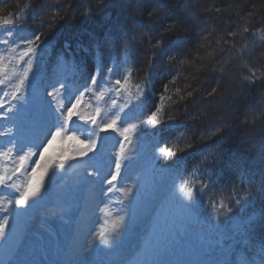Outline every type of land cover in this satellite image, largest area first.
Wrapping results in <instances>:
<instances>
[{
    "label": "snow or ice",
    "instance_id": "1",
    "mask_svg": "<svg viewBox=\"0 0 264 264\" xmlns=\"http://www.w3.org/2000/svg\"><path fill=\"white\" fill-rule=\"evenodd\" d=\"M132 2L139 15H143L147 10L148 23L145 26L143 21L133 18L131 29L133 34L130 39L129 30L125 29L120 33V38L124 42L123 58L114 59L106 72L102 64L98 65L94 73L83 84L77 85L74 82H67L66 78L61 79L43 95L33 85L31 76L38 66L41 53L47 48V45L41 47L43 29L45 26H53L63 9L54 10L47 22L41 18L39 29L31 34L22 35L19 39L14 37L19 28L18 21H21L23 13H10L6 19L0 20V36L3 37L0 38V45L4 46L0 49V191L11 189L16 193L12 199L7 201L4 208L7 215L0 217V243H7L9 239L10 219L15 220L11 235L13 238H19L30 215V209H33L42 199L46 181L51 183V177L65 172L67 167L71 166V162L79 161L87 165L85 167L86 176L93 177L94 182H98V195L93 192L89 199L95 204L96 210L105 217L103 226L98 232L93 233V243L98 240L99 244L105 248L114 246L138 220V206L151 183L149 178L141 180L139 176L127 186L118 183L122 172L130 168L137 158L138 147H132L133 155H127L125 142L131 146L135 139L139 145L141 141L138 134H142V130L149 127L158 132H164L165 128H160L159 125L166 119L175 121L176 115L180 112L179 108L175 112L167 111L173 105L183 104L185 119L195 120L198 117L189 113L188 104L183 102L193 98L191 103L196 104L205 93L207 97H216L217 100L222 96V93L218 96L219 86L210 90L206 88L199 97H194L197 91L194 88L185 91L176 87L173 91L168 84H165L154 109L149 110L151 101L147 93L151 91L149 85L153 77L175 71L176 75L172 76L169 83L176 84L178 77L182 74L180 66L187 65L197 72L207 69L208 65L203 62L206 58L213 56L216 48L212 47L211 51H208L207 48L211 47V42L207 46L201 42L193 50L190 46L191 37L174 35L180 32L184 25L178 18H169L168 9L163 0H132ZM67 7L70 11L64 17L66 23L72 11H75L71 4ZM98 10L85 3L80 12L82 17L88 18ZM216 11L218 12L219 9ZM258 19L261 24V40H264V13H261ZM153 21L158 23H153ZM250 23L252 21L244 24L243 33L251 32ZM137 28L141 30L138 35L135 34ZM154 32L158 35L154 36ZM230 35L236 36L237 33L231 32ZM145 38H147L149 73L144 77V83L134 84L132 81L135 79L136 69L132 53L136 49L132 45L138 41L143 42ZM224 42L227 43V41ZM65 47L70 48L71 45L66 42ZM201 48H205L203 54H201ZM13 61H15V67L10 71L8 65ZM218 63V61L213 62L211 70L216 71ZM59 67L63 70L69 66L61 62ZM72 71H75L74 66H72ZM218 71L221 76L227 73V69L223 66L219 67ZM261 75L264 76V73ZM259 78L254 71L251 77H243L249 83ZM109 93L111 95H108ZM86 96L89 97V101L94 98L96 102L92 111L86 110ZM47 97H51V101ZM121 99L123 102H120ZM109 102L114 111L110 117H106L104 106ZM87 107H92L91 103ZM130 109L134 111H129ZM125 116L129 117L131 122L122 123ZM77 122L90 126L86 138H81V135L72 130V125ZM257 123L264 126V108H261L254 116L252 126L255 127ZM166 127L179 129L187 128L189 125L180 122L167 124ZM224 128L225 124L209 123L207 129L201 130L203 134L199 135L195 142L181 132L171 146L167 144L160 146L159 142L157 143L154 148L153 166L157 156L172 159L177 157L180 151H188L190 156L198 154L201 159L187 176L182 174L181 169L184 157H180L174 168L165 170L173 178V182L163 197L159 209L152 217V232L146 241V257H155L167 250L169 243H174L181 238L182 234H186L188 222L205 225L210 223L207 219H202L200 215V209L205 206L204 197L206 196L208 197L206 206L212 210V222L210 223L212 229L219 232L220 217L226 216L229 228L241 237L247 238L254 232L257 217L255 215L247 217L233 215V207L225 203L223 195L217 198L214 192L216 182L211 179V176L214 175V166L220 162L222 155L220 141L211 143L208 141L220 136ZM109 130L118 132L122 140L117 158L113 162V168L108 173H102L90 154L96 153L98 143L103 140L100 133H106ZM57 141L61 147L54 154L49 155V150ZM197 144L200 146L197 147ZM192 149H195V152H192ZM88 167L92 170L89 171ZM201 170L209 174L208 182L197 181V174ZM246 184H251V178L242 176L239 185L233 186L232 191L236 194L234 202L237 208H247L252 203L249 199L252 196L251 188L241 187ZM115 191L121 193L120 204L123 214L112 220L109 218L108 205ZM259 191L264 194V170L261 171ZM260 219V226L264 227V213H261ZM80 227H86V221L81 220ZM154 238L157 240L156 245L152 244ZM91 248L92 244H89L85 251ZM259 255L260 264H264V241L261 242ZM0 264H12V262L0 261ZM18 264H23V262H18ZM143 264H162V262L155 259L149 261L146 258ZM163 264H233V262L193 259L167 261ZM239 264H254V261L242 257Z\"/></svg>",
    "mask_w": 264,
    "mask_h": 264
},
{
    "label": "trees",
    "instance_id": "2",
    "mask_svg": "<svg viewBox=\"0 0 264 264\" xmlns=\"http://www.w3.org/2000/svg\"><path fill=\"white\" fill-rule=\"evenodd\" d=\"M85 3L99 10L94 11L92 16L84 18L80 10ZM163 3L168 9L169 18H178L184 25L183 29L174 35L191 37L190 46L193 50L201 42L205 46L211 42V47L207 50L211 51V48L215 47L216 52L203 62L208 65L207 69L197 72L187 65L180 66L182 74L176 84L169 83L172 76L176 75L175 71L153 77L149 85L151 91L147 93L151 101L149 110L154 109L165 84H168L173 91L176 87L185 91L194 88L197 90L194 97H199L206 88L210 90L219 86L218 96L221 93L222 96L217 100L216 97H207L205 93L196 104L191 103L193 98L183 102L188 104L189 113L198 117L195 120L185 119L183 104L173 105L167 111L175 112L177 108L180 109L175 121L166 119L159 125L160 128H165L162 133L151 127L143 129L142 136L153 139L155 146L158 142L160 146L164 144L171 146L181 132L195 142L199 135L203 134L201 130L207 129L209 123L225 124L223 133L208 141L209 143L220 141L222 155L220 162L214 166V175L211 176L216 182L214 192L217 198L223 195L225 203L233 207V215L241 217L255 215L257 217L255 230L249 237H241L229 228L226 216L220 217L219 232L212 229L210 226L212 210L206 206L208 200L206 196L205 206L200 209V215L202 219L210 222L209 227L201 232L203 233L201 240L197 237L198 239L194 240L197 242L191 241L193 243L182 245L181 249H187L186 252L191 251L192 257L189 260H197V257H202L200 255L204 257L208 254L211 260L215 261L216 258L225 255V249L229 244L241 246L242 251L247 254L250 246L264 241V227L260 226L261 213H264V194L259 191L261 171L264 170V126L260 123L255 127L252 126L254 116L264 108V76L261 75L264 73V40H261L262 31L258 19L259 15L264 13V0H163ZM69 4L75 11H72L66 23L64 17L70 11L67 7ZM57 9L63 10L60 11L53 26L44 27L41 47L47 45L49 63L55 64L57 59L62 57L63 60L74 64V67L76 66L80 71V77L84 79L90 77L98 65L102 64L107 71V67L114 59L123 58L124 42L120 38V33L125 29L129 30L130 39L133 34L131 32L133 18L143 21L145 26L148 23L147 10L143 15H139L132 0H0V20L6 19L10 13H23L14 37L19 39L22 35L31 34L39 29L40 19L49 21L53 11ZM216 9L219 11L217 12ZM247 21H252L249 24L251 32L243 33V26ZM153 23L158 22L153 21ZM140 31L137 28L135 34L138 35ZM231 32H236L237 35L232 36ZM153 35L158 34L154 32ZM66 42L71 45L70 48L65 47ZM146 45L147 38L132 45L136 49L132 53L136 69L135 79L132 81L134 84L144 83V77L149 73ZM1 46L0 49H3L4 46ZM200 51L203 54L205 48H201ZM217 61L219 62L216 65L217 70H211V64ZM12 64H15V61ZM221 66L227 69L224 76L218 71ZM253 71L260 78L253 83L245 81L243 77H251ZM180 122L188 124L189 127L179 129L166 127L167 124ZM191 151L195 152V149ZM180 157L185 158L182 161L185 176L192 172L201 159L198 154L190 156L188 151H180L177 157L172 159L157 156L154 165L159 168L158 170H164L176 163ZM242 176L251 178V184L241 186L251 188L252 196L249 199L252 203L247 208H237L234 202L236 194L232 191L234 185H239ZM209 178V174L203 170L196 177L197 181L204 182H208ZM207 231L210 232L209 235ZM229 236L231 238H228Z\"/></svg>",
    "mask_w": 264,
    "mask_h": 264
},
{
    "label": "rangeland",
    "instance_id": "3",
    "mask_svg": "<svg viewBox=\"0 0 264 264\" xmlns=\"http://www.w3.org/2000/svg\"><path fill=\"white\" fill-rule=\"evenodd\" d=\"M46 58V53H43L39 63L40 67L37 71L35 70V74L32 76V78L36 79L33 85L42 95L50 90L52 85L57 84L59 80L67 78L64 75L65 69H58L59 71H57L55 67H52V70L48 71L50 74H43L45 69L41 65L46 61ZM8 67L11 71L15 67V64H10ZM73 82L76 83L74 80L71 83ZM108 95H111V93ZM47 99L51 101L52 98L47 97ZM120 102H122V99ZM89 103H91L92 107H87ZM95 103L94 98L89 101V97L86 96V110L92 111ZM104 111L106 117L112 115L114 110L111 108L110 102L104 106ZM129 111L134 110L130 109ZM127 122H131V120L125 116L122 123ZM72 130L81 135V138H86L90 126L77 122L72 125ZM100 135L103 137V140L98 144H100L102 149L100 148L96 152L100 151L101 154L100 156L93 153L90 155L94 157V162L98 164L101 172L108 173L113 168V162L117 158L120 147L117 152L116 147L121 136L118 132H112L111 130L106 133H100ZM140 141L141 143L137 145V141L133 139L131 146L125 142L127 155H133L131 151L132 147H138V152L136 153L137 158L132 162V166L124 170L122 176L118 178V183L122 186L130 184L137 176L143 180L145 173L150 174L146 175L151 180V183H153L154 172L150 169V162L148 169L144 167V164L148 160L147 150L150 149V141L145 138L140 139ZM60 147L59 142H55L48 154H54ZM85 167L87 165L79 161H73V168L70 171L57 173L55 177H51V183L46 181V188L42 193L41 202H51L52 207L49 208H58L60 214H48L45 213L46 211L41 212L40 216L37 215L31 222H26L19 238H13L11 235V229L15 225V220L10 219L9 239L7 243H0V261H11L12 264H18V262H23V264H143L146 258L149 261L152 259L160 262L166 261V253L164 251L158 256L146 257L145 240L152 231V217L159 209L163 197L171 188L173 178L167 174L151 184V189H148V187L145 190L138 206V220L135 225L114 246L105 248L99 244L98 240L93 243V233L98 232L103 226L105 217L96 210L95 204L89 199L93 192H96L98 195V182H94L93 177L86 176ZM88 170L91 171V167H88ZM0 194H2L0 195V217H3L7 215L4 211L7 201L12 199L16 193L11 189H7L0 191ZM121 199L120 192L115 191L112 193V200L108 205L109 218L112 220L117 219L123 214V208L120 204ZM81 220L86 221V227H80ZM193 223L188 222L186 224V229L190 230L185 240L195 232L194 229H191ZM209 234L210 232L207 231V235ZM89 244H92L91 250L85 251ZM152 244H157L155 238L152 240ZM57 251L59 252V256L56 255ZM97 252L98 255L95 254ZM200 256L202 257H197V260L205 259L203 255ZM191 257V255H188L185 259L189 260ZM242 257L238 250L232 259L225 258L224 260L232 261L233 264H239ZM251 261H254V264H260V258Z\"/></svg>",
    "mask_w": 264,
    "mask_h": 264
},
{
    "label": "water",
    "instance_id": "4",
    "mask_svg": "<svg viewBox=\"0 0 264 264\" xmlns=\"http://www.w3.org/2000/svg\"><path fill=\"white\" fill-rule=\"evenodd\" d=\"M68 168V167H67Z\"/></svg>",
    "mask_w": 264,
    "mask_h": 264
}]
</instances>
